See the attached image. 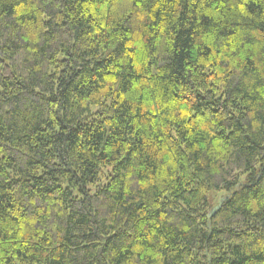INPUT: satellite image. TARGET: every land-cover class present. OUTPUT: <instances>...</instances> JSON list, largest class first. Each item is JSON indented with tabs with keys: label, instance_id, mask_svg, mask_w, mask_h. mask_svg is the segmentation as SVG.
Here are the masks:
<instances>
[{
	"label": "trees",
	"instance_id": "16d2710c",
	"mask_svg": "<svg viewBox=\"0 0 264 264\" xmlns=\"http://www.w3.org/2000/svg\"><path fill=\"white\" fill-rule=\"evenodd\" d=\"M0 264H264V0H0Z\"/></svg>",
	"mask_w": 264,
	"mask_h": 264
},
{
	"label": "rangeland",
	"instance_id": "374dc122",
	"mask_svg": "<svg viewBox=\"0 0 264 264\" xmlns=\"http://www.w3.org/2000/svg\"><path fill=\"white\" fill-rule=\"evenodd\" d=\"M223 195L224 192H210L209 200L211 203L218 202Z\"/></svg>",
	"mask_w": 264,
	"mask_h": 264
},
{
	"label": "water",
	"instance_id": "95a60500",
	"mask_svg": "<svg viewBox=\"0 0 264 264\" xmlns=\"http://www.w3.org/2000/svg\"><path fill=\"white\" fill-rule=\"evenodd\" d=\"M221 202H222V201H219V204L213 207V209H212L211 212L208 214V216H212V214L215 212V210H217V209L219 208Z\"/></svg>",
	"mask_w": 264,
	"mask_h": 264
}]
</instances>
